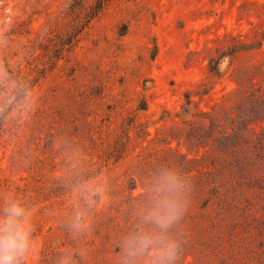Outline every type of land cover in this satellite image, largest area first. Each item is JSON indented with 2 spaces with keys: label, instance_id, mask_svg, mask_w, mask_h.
Listing matches in <instances>:
<instances>
[{
  "label": "rangeland",
  "instance_id": "obj_1",
  "mask_svg": "<svg viewBox=\"0 0 264 264\" xmlns=\"http://www.w3.org/2000/svg\"><path fill=\"white\" fill-rule=\"evenodd\" d=\"M12 204L22 264H264V0H0Z\"/></svg>",
  "mask_w": 264,
  "mask_h": 264
},
{
  "label": "clouds",
  "instance_id": "obj_2",
  "mask_svg": "<svg viewBox=\"0 0 264 264\" xmlns=\"http://www.w3.org/2000/svg\"><path fill=\"white\" fill-rule=\"evenodd\" d=\"M182 209L170 206L169 214L162 221L163 226L171 224L179 218ZM5 217L0 219V264H22L29 250V225L24 216V209L17 204H12L5 209ZM151 243L150 240H140V250H145ZM177 245L171 243L162 253L169 261L176 258Z\"/></svg>",
  "mask_w": 264,
  "mask_h": 264
},
{
  "label": "trees",
  "instance_id": "obj_3",
  "mask_svg": "<svg viewBox=\"0 0 264 264\" xmlns=\"http://www.w3.org/2000/svg\"><path fill=\"white\" fill-rule=\"evenodd\" d=\"M99 11H100V9H99Z\"/></svg>",
  "mask_w": 264,
  "mask_h": 264
}]
</instances>
